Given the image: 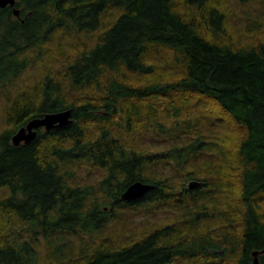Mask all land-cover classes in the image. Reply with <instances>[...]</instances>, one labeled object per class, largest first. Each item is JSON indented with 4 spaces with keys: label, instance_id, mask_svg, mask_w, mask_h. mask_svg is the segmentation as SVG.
<instances>
[{
    "label": "trees",
    "instance_id": "trees-1",
    "mask_svg": "<svg viewBox=\"0 0 264 264\" xmlns=\"http://www.w3.org/2000/svg\"><path fill=\"white\" fill-rule=\"evenodd\" d=\"M251 2L264 5L17 0L19 15L0 8V264H253L254 251L264 264V38L255 35L264 12L249 20V37L231 30L234 4ZM67 108L68 125L13 144L29 119ZM136 181L154 188L123 200ZM128 212L177 216L114 237L116 226L131 225Z\"/></svg>",
    "mask_w": 264,
    "mask_h": 264
},
{
    "label": "rangeland",
    "instance_id": "rangeland-1",
    "mask_svg": "<svg viewBox=\"0 0 264 264\" xmlns=\"http://www.w3.org/2000/svg\"><path fill=\"white\" fill-rule=\"evenodd\" d=\"M233 9L236 10V16L235 18L233 17V19L231 20L232 32L238 36L237 38H239L240 36H244L246 38L249 37V35L246 34L248 32L247 28L252 26V24L248 26L250 24L249 20H252L254 17H257V16L259 17L260 15H262L264 12V5L259 2L235 3ZM255 35L257 36V38H264V22H263L261 31H258V33H256ZM254 39H255L254 37L252 39L249 38V40L251 41ZM81 44H83V41L75 40L74 46L77 47ZM53 50H54V47L53 49L52 48L50 49V51L54 53ZM49 59L50 60L56 59V61L60 60L54 56H50ZM41 71H42V68L40 67L37 68L36 70L29 71L26 77L24 78V85L26 86L27 84H32L33 82L35 83L40 77ZM159 72L161 73V70H159ZM170 74H172V72L167 71L166 74L163 75L162 77L164 79H169L172 76ZM145 80H146L145 77H138L134 79V82H136L137 84H142L145 82ZM6 103H7L6 99L3 98V96L0 94V131L3 130L5 127H7L5 116H4V110L6 107ZM213 108L215 109V107ZM189 185H190V182H189ZM126 215L128 219L127 220L128 224H130L131 220H133L131 225L130 226L128 225L129 227L116 226L117 229L114 230V235H113L114 237L115 236L125 237L126 235L135 236L132 233L135 232L136 234H140V232L143 230H147L149 232L150 230L154 229L158 225H165L166 223L173 222L177 216V214L174 212H157L152 217L148 216L145 218H142L143 217L142 212H137V213L128 212L126 213ZM43 264H47V261L44 260Z\"/></svg>",
    "mask_w": 264,
    "mask_h": 264
},
{
    "label": "water",
    "instance_id": "water-1",
    "mask_svg": "<svg viewBox=\"0 0 264 264\" xmlns=\"http://www.w3.org/2000/svg\"><path fill=\"white\" fill-rule=\"evenodd\" d=\"M17 0H0V8L7 6L13 7L15 15H19V8L16 6ZM73 121V108H67L56 112H47L43 116L33 117L26 124L20 127L12 136L14 145L21 143L29 144L36 139L40 129L51 130L56 127H63ZM199 182L191 181L189 187L194 188ZM154 185L142 181H136L130 184L122 194V199L125 201H136L143 198ZM264 253V249L261 251ZM259 251L253 252V264H260L258 257Z\"/></svg>",
    "mask_w": 264,
    "mask_h": 264
},
{
    "label": "flooded vegetation",
    "instance_id": "flooded-vegetation-1",
    "mask_svg": "<svg viewBox=\"0 0 264 264\" xmlns=\"http://www.w3.org/2000/svg\"><path fill=\"white\" fill-rule=\"evenodd\" d=\"M8 7H11V6H8ZM11 8H13V7H11Z\"/></svg>",
    "mask_w": 264,
    "mask_h": 264
}]
</instances>
